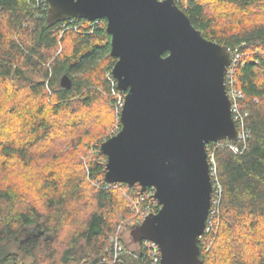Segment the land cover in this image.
<instances>
[{"label": "trees", "instance_id": "1", "mask_svg": "<svg viewBox=\"0 0 264 264\" xmlns=\"http://www.w3.org/2000/svg\"><path fill=\"white\" fill-rule=\"evenodd\" d=\"M176 2L206 38L244 55L235 79L244 95L239 105L248 114L249 136L238 151L226 141L213 147L222 193L200 239V264H264V0ZM226 6L228 11H214ZM48 8L41 0H0V87L6 84L12 93H5L7 102L0 107V264H150L144 240L132 250L124 232L142 223L138 210L147 201L141 206L136 201L152 188L141 192L139 184L105 182L107 156L100 145L114 135L108 106L99 115L98 135L86 143L84 178L63 177L62 166L30 173L29 179L40 178L34 187L23 178L26 173L14 177L20 166L29 170L36 157L57 148L55 134L65 133L57 122L61 115L77 117L102 99L112 104L114 95L119 101L124 95L112 76L117 58L111 54L107 19L51 24ZM235 13L244 17L220 21L219 16ZM30 71L41 79L32 80ZM64 74L72 79L69 88L60 84ZM81 181L91 188L90 204L84 203ZM112 237L131 253L115 259ZM206 239H214L211 247Z\"/></svg>", "mask_w": 264, "mask_h": 264}, {"label": "water", "instance_id": "2", "mask_svg": "<svg viewBox=\"0 0 264 264\" xmlns=\"http://www.w3.org/2000/svg\"><path fill=\"white\" fill-rule=\"evenodd\" d=\"M47 20L107 19L121 130L100 145L105 182L155 188L161 208L132 228L160 264H200L213 184L207 145L236 142L225 84L229 46L206 38L176 0H47ZM60 84L72 86L64 74Z\"/></svg>", "mask_w": 264, "mask_h": 264}, {"label": "rangeland", "instance_id": "3", "mask_svg": "<svg viewBox=\"0 0 264 264\" xmlns=\"http://www.w3.org/2000/svg\"><path fill=\"white\" fill-rule=\"evenodd\" d=\"M218 7V5H217ZM219 8V7H218ZM229 8L223 7L220 9H215L214 11H219V12H225L228 11ZM220 15V14H219ZM238 17H244V14H238L235 13V15H230V16H219L220 21L223 22L227 19H237ZM260 19V17H259ZM237 21V20H235ZM248 57V56H247ZM27 75L32 79V80H40L41 77L33 72H28ZM60 77V81H61ZM6 84L2 85L0 87V107H3L5 105V103L7 102V97L5 96V93H8L9 96H12V93L5 89ZM8 89H11V87H8ZM8 96V98H9ZM115 101H113V103L111 104L110 101H106L105 99L100 100L98 103H96L93 107L89 108V109H83L81 111L78 112L77 117H73V115L68 116V114L66 115H61L59 118H57V122L61 123L63 128H62V132L65 131V133H60L59 131L55 134V136H57V138H60L59 140L56 138V140H58L56 144L57 148L53 149V150H46V152L44 153L45 157L42 159L37 160L38 157H36V160L33 162V164L30 166L31 169L29 170H24L22 166H20L15 172V174L19 175L18 173H26L27 175H23V178H27L26 180H30L29 181V185L31 187H34L35 184V180L39 183V179H29L28 176L30 175V173L33 174V172L35 171H39V170H49L50 168H54L56 169L58 166H62L63 168V177L65 176H69V175H73V176H77L78 178H84V172H85V162L86 160V154L85 152L89 149L88 146H86V143L91 142L89 141V138H91V135H98V120H99V115H104V109L108 106V110H111L113 112V124L109 129V132L112 133L114 130L117 129L118 127V122L120 121V110L118 109V105H119V95H114ZM110 111V112H111ZM98 112V113H97ZM100 112V113H99ZM103 113V114H102ZM63 117V119H62ZM75 126H80L78 129V131H74L72 132V127L73 123L76 122ZM72 122V123H71ZM69 124H72V126H69ZM92 125V129H90L91 127H89V125ZM87 129V130H86ZM95 133H92V132ZM61 135V137H60ZM82 137L84 139V142L82 143V145L79 143V137ZM71 141V142H70ZM86 147V149H85ZM40 162H44V164H40ZM57 163H59V165H57ZM36 164V165H35ZM42 166V167H41ZM48 166V167H47ZM1 167V166H0ZM47 167V168H46ZM42 168V169H41ZM46 168V169H45ZM2 168H0V173H1ZM4 173V172H3ZM34 173V175H35ZM40 173L37 172L36 175H39ZM11 175V173H10ZM8 174V178H10L11 180L13 179V175ZM83 176V177H82ZM15 178H21L22 176L19 175L18 176H14ZM8 180V179H7ZM82 185L86 188L85 191L87 193V195L85 196V204H90L92 203V200H90V198H92L91 196V188L89 187V185H87L86 182L81 181ZM28 184V183H27ZM124 196L128 197V193L126 194L124 192L123 194ZM119 198H123L122 195L119 194ZM129 198V197H128ZM130 202L131 199L129 198ZM132 204L135 203V201L133 200L131 202ZM130 221H132V219H130ZM132 229L129 228L128 230H125V234H124V238L127 242V244L129 245L130 249H138L137 244L135 243L133 236L131 234ZM27 233H24V236H26ZM214 239H206V242H209L210 247L213 244ZM25 262H30L31 259L29 257L24 258ZM126 264H139L136 261H128Z\"/></svg>", "mask_w": 264, "mask_h": 264}, {"label": "built area", "instance_id": "4", "mask_svg": "<svg viewBox=\"0 0 264 264\" xmlns=\"http://www.w3.org/2000/svg\"><path fill=\"white\" fill-rule=\"evenodd\" d=\"M46 1L47 5L49 7V3L47 0H41ZM180 1V0H177ZM186 2V0H181ZM76 19V18H75ZM74 20V19H71ZM100 20V19H96ZM95 21V20H94ZM232 51V61L231 64L228 66L226 74H225V84L228 96L231 101V109L233 116L236 120L237 124V136H236V142H231L229 140H221L217 142H210L207 145V153H208V159H209V165H210V175L212 179L213 184V191H212V204L209 216L215 215L218 212L219 203L221 200V193H222V185L220 181L217 178V161L215 158V153L213 150V147L216 145H221L224 141H226L229 144V147L232 148L234 151H238L239 148H241L242 143H244L247 140V137L249 136V130L246 128L244 119L248 115L247 113H243L240 109L239 105V99L242 98L243 92L237 87L236 79H235V71L241 62L243 58V54H241L238 49L231 50ZM124 96L120 99L118 109L121 110L124 106ZM121 130V127L118 126L116 130H114L112 133L115 135ZM113 135V136H114ZM152 190L147 192V194L142 195L137 201L136 204L141 206L144 201H147V205L143 207V209H139L138 211V219L137 222H140L141 220H144V218L147 215L156 213L161 208V205L159 204L158 200L155 198V188L151 187ZM145 192V191H144ZM209 218V217H208ZM213 219V218H212ZM208 221V220H207ZM212 221V220H211ZM209 230L208 226H206V231ZM112 241L114 243L115 248V256L114 258H119L121 256L122 252H129L127 251L124 244L116 237H112ZM142 246L147 249L148 256L151 259L150 264H160L161 262V252L159 249V246L157 243L151 241V240H144Z\"/></svg>", "mask_w": 264, "mask_h": 264}, {"label": "bare ground", "instance_id": "5", "mask_svg": "<svg viewBox=\"0 0 264 264\" xmlns=\"http://www.w3.org/2000/svg\"><path fill=\"white\" fill-rule=\"evenodd\" d=\"M139 255V254H138Z\"/></svg>", "mask_w": 264, "mask_h": 264}]
</instances>
